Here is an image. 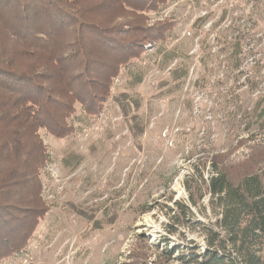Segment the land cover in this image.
<instances>
[{
	"label": "rangeland",
	"instance_id": "374dc122",
	"mask_svg": "<svg viewBox=\"0 0 264 264\" xmlns=\"http://www.w3.org/2000/svg\"><path fill=\"white\" fill-rule=\"evenodd\" d=\"M147 15L172 21L169 39L119 71L99 112L77 103L70 134L39 130L48 211L0 264H183L166 251L204 247L208 195L175 234L167 208L188 204L184 181L207 176L212 156L236 163L264 144L248 129L264 96V0H173Z\"/></svg>",
	"mask_w": 264,
	"mask_h": 264
},
{
	"label": "trees",
	"instance_id": "16d2710c",
	"mask_svg": "<svg viewBox=\"0 0 264 264\" xmlns=\"http://www.w3.org/2000/svg\"><path fill=\"white\" fill-rule=\"evenodd\" d=\"M170 1L0 0V260L23 251L48 211L41 172L49 153L39 130L70 134L67 119L77 103L86 114L99 112L119 71L169 39L172 21L150 22L147 13ZM252 110L248 129L264 131V96ZM240 140L237 145H250L251 138ZM253 145L236 163L219 153L207 176L197 170L187 176L188 204L167 208V231L175 234L190 221L192 207L205 209L206 195L214 218L201 224L202 251L173 247L168 258L264 264V144ZM175 250L181 252L173 257Z\"/></svg>",
	"mask_w": 264,
	"mask_h": 264
}]
</instances>
